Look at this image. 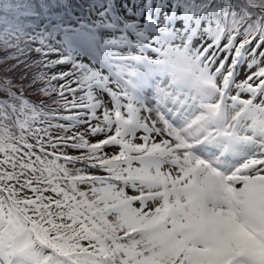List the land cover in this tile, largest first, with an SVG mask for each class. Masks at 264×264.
<instances>
[{
    "label": "snow or ice",
    "instance_id": "6c2138e0",
    "mask_svg": "<svg viewBox=\"0 0 264 264\" xmlns=\"http://www.w3.org/2000/svg\"><path fill=\"white\" fill-rule=\"evenodd\" d=\"M0 264H264V0H0Z\"/></svg>",
    "mask_w": 264,
    "mask_h": 264
}]
</instances>
